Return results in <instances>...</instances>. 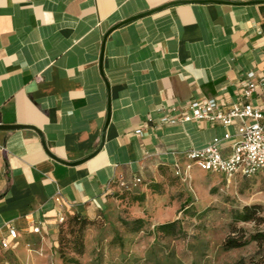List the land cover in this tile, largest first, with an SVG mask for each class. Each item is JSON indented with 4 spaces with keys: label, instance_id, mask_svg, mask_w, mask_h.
<instances>
[{
    "label": "crops",
    "instance_id": "obj_1",
    "mask_svg": "<svg viewBox=\"0 0 264 264\" xmlns=\"http://www.w3.org/2000/svg\"><path fill=\"white\" fill-rule=\"evenodd\" d=\"M250 73L264 110V0H0V125L27 127L0 131L3 259L48 264L62 218L99 221L118 195L145 196L135 217L175 206L149 185L241 121L162 119L192 101L245 104Z\"/></svg>",
    "mask_w": 264,
    "mask_h": 264
},
{
    "label": "rangeland",
    "instance_id": "obj_2",
    "mask_svg": "<svg viewBox=\"0 0 264 264\" xmlns=\"http://www.w3.org/2000/svg\"><path fill=\"white\" fill-rule=\"evenodd\" d=\"M162 186L178 202L175 206L135 217L133 196L118 195L124 201L83 232L86 249L82 257L74 253L78 229L65 223L48 264H63L61 252L67 258L80 259V264H264V243L251 242L230 251L223 248L235 228L243 230L247 238L264 231V222L234 221L237 212L254 205L262 207L260 216L264 218V175L228 182L195 169L189 179L175 175ZM136 218L144 221L142 228L134 223ZM177 220V235L158 232L159 225Z\"/></svg>",
    "mask_w": 264,
    "mask_h": 264
},
{
    "label": "built area",
    "instance_id": "obj_3",
    "mask_svg": "<svg viewBox=\"0 0 264 264\" xmlns=\"http://www.w3.org/2000/svg\"><path fill=\"white\" fill-rule=\"evenodd\" d=\"M255 79V73L248 74L247 86L243 92V96L248 102L243 105L234 104L231 107H226L217 99L192 101L189 103L187 113L181 119H162V123L171 124H176L179 121H208L226 128L232 127L237 120L241 121V126L235 135L227 133L224 138L214 139L203 149L189 151L187 166L176 169L178 177L187 180L195 169L222 176L228 182L238 177L250 179L264 175V110L250 102L257 87ZM230 141H233V144L229 153L225 154L224 144ZM137 183H141V180L138 179ZM119 187L123 191H133V185L124 181L119 183ZM64 222L65 219L62 218L61 223ZM40 232V227L34 228L35 234ZM9 236L16 240L18 231L11 227ZM10 248V241L7 238H1L0 264H14L10 260L3 259L4 254Z\"/></svg>",
    "mask_w": 264,
    "mask_h": 264
},
{
    "label": "trees",
    "instance_id": "obj_4",
    "mask_svg": "<svg viewBox=\"0 0 264 264\" xmlns=\"http://www.w3.org/2000/svg\"><path fill=\"white\" fill-rule=\"evenodd\" d=\"M149 189L153 191L154 194L164 195L163 186L160 183H153L149 185ZM127 192V191H125ZM133 192V191H131ZM127 192V193H131ZM145 196L134 197L133 201L135 202H142L144 201ZM183 209L186 208V204L182 206ZM262 211V207L258 205L254 206H245L241 211L237 212L234 217V221L236 223L240 222H256L261 223L264 222V218L260 216ZM73 227V229H78L77 232L79 234L78 242L76 243V248L74 253L82 257L85 254V241L82 237L83 232L86 228L93 224V221L89 220L88 218L83 217L82 215H74L61 225L63 226L65 223H68ZM135 224H139L140 227H143L144 221L142 219H137L134 221ZM179 224V220L162 224L157 227L159 233L168 236H175L177 235V225ZM61 228V227H60ZM140 229V228H139ZM251 242H257L259 244L264 243V231H259L256 234H253L250 238H247L244 231L238 228H235L233 233L225 240L223 244V248L226 251L234 250V249H241L247 247ZM61 260L63 264H80V259L78 258H67V256L61 252Z\"/></svg>",
    "mask_w": 264,
    "mask_h": 264
},
{
    "label": "water",
    "instance_id": "obj_5",
    "mask_svg": "<svg viewBox=\"0 0 264 264\" xmlns=\"http://www.w3.org/2000/svg\"><path fill=\"white\" fill-rule=\"evenodd\" d=\"M158 11H160V10H155V11L149 12L147 14H143V15H140V16H136V17H134V18H132L130 20H127L126 22L120 24L119 26H117L116 28H114V30L119 29L120 27H122V26H124V25H126L128 23H131L133 21H136V20H138L140 18H143V17L149 16V15H152V14L158 12ZM102 62H103V57H102ZM19 129H27V127L21 126V125H0V131H5V130H19ZM104 143H105V132H104L103 137H102V144H101V146H100V148H99L98 151H101L102 150V148L104 147ZM82 163L83 162H78V163L68 164V165L77 166V165H80Z\"/></svg>",
    "mask_w": 264,
    "mask_h": 264
}]
</instances>
